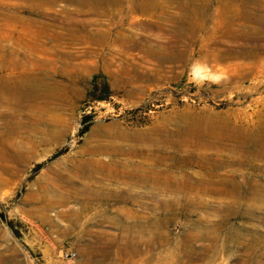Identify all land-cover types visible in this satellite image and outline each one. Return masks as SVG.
<instances>
[{
  "label": "rangeland",
  "instance_id": "1",
  "mask_svg": "<svg viewBox=\"0 0 264 264\" xmlns=\"http://www.w3.org/2000/svg\"><path fill=\"white\" fill-rule=\"evenodd\" d=\"M29 77L0 264H264V0H0V81Z\"/></svg>",
  "mask_w": 264,
  "mask_h": 264
},
{
  "label": "bare ground",
  "instance_id": "2",
  "mask_svg": "<svg viewBox=\"0 0 264 264\" xmlns=\"http://www.w3.org/2000/svg\"><path fill=\"white\" fill-rule=\"evenodd\" d=\"M20 85V92L19 94L26 97H30V94H36V79H33L32 77H29L27 80L23 81L22 79H14L13 84L6 83L5 81H0V87H5V88H16L18 89ZM97 161V160H96ZM147 162V161H146ZM145 162V163H146Z\"/></svg>",
  "mask_w": 264,
  "mask_h": 264
},
{
  "label": "trees",
  "instance_id": "3",
  "mask_svg": "<svg viewBox=\"0 0 264 264\" xmlns=\"http://www.w3.org/2000/svg\"><path fill=\"white\" fill-rule=\"evenodd\" d=\"M105 86V88H107L106 87V85H104ZM88 96H91L93 99H97V100H102V99H105L106 97V95L105 96H96V95H94V92H93V90L91 91L90 90V92L88 91ZM89 115H85L84 117H83V119H85L86 117H88Z\"/></svg>",
  "mask_w": 264,
  "mask_h": 264
},
{
  "label": "built area",
  "instance_id": "4",
  "mask_svg": "<svg viewBox=\"0 0 264 264\" xmlns=\"http://www.w3.org/2000/svg\"><path fill=\"white\" fill-rule=\"evenodd\" d=\"M64 255L67 256V257H69V256L71 257L74 254L71 251H66V252H64Z\"/></svg>",
  "mask_w": 264,
  "mask_h": 264
}]
</instances>
